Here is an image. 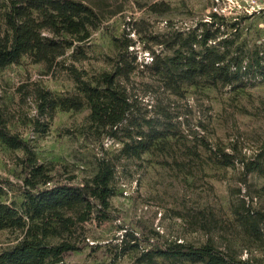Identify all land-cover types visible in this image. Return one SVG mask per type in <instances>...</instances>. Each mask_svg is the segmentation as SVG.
Returning a JSON list of instances; mask_svg holds the SVG:
<instances>
[{
  "label": "rangeland",
  "instance_id": "1",
  "mask_svg": "<svg viewBox=\"0 0 264 264\" xmlns=\"http://www.w3.org/2000/svg\"><path fill=\"white\" fill-rule=\"evenodd\" d=\"M83 1L95 10L96 27L86 41L68 48L59 64L48 68L22 55L18 63L0 70V107L8 126L29 141L39 161L54 165L53 180L73 177L72 182L81 183L96 172L100 157L115 165L108 219L86 222L84 247L65 252L58 264H144L136 259L144 248L172 240L200 244L208 239L241 249L243 257L264 259V221L261 245L231 212L232 202L243 194L253 196V207L264 211V192L259 191L264 177L255 172L243 176L239 162L223 165L202 145L228 151L234 144L237 153L247 157L264 148V79L250 77L236 86L197 81L184 84L183 96H177L158 87L144 66L152 51L172 53L175 46L160 41L171 45L179 31L201 27L213 7L227 16H243L234 45L246 53L264 41V9L248 13L236 7L229 12L235 0ZM134 55L137 66L126 84L139 96V109L149 115L157 103L162 105L171 117L170 129L176 131L164 149L154 147L140 157L121 155L120 140L91 126L86 106L78 111L56 109L50 119L39 115L35 87L56 95L74 91L75 82L62 63L92 73L112 70L115 59ZM37 116L48 121L46 131L35 130L32 119ZM23 155L21 149L0 142V180L10 182L1 197L6 202L22 200L18 188L23 173L17 158ZM14 242V233L0 228V249ZM151 264L171 263L157 257Z\"/></svg>",
  "mask_w": 264,
  "mask_h": 264
},
{
  "label": "trees",
  "instance_id": "2",
  "mask_svg": "<svg viewBox=\"0 0 264 264\" xmlns=\"http://www.w3.org/2000/svg\"><path fill=\"white\" fill-rule=\"evenodd\" d=\"M208 16L209 20L200 21L201 27L185 33L179 31L171 45L167 40L159 42L175 46L171 54L152 51L150 63H144L158 87L169 94L183 96V85L197 81L212 86H236L250 77L264 79V41L254 44L246 53L238 44L234 45L243 16L216 11H210ZM97 19L93 7L83 0H3L0 70L18 63L22 55H28L32 62H44L48 68L59 64L68 48L88 39ZM135 58V55L121 56L114 60L112 70L92 73L72 63H62L75 82L74 91L56 95L46 88L35 87L33 94L39 115L50 119L56 109L78 111L86 106L91 126L120 140L121 155L140 157L151 148L164 149L176 138V131L170 129L171 117L162 105L157 103V109L149 115L146 109H139V96L126 84L137 66ZM32 122L36 131L47 130L48 121H39L37 116ZM0 142L24 153L17 158L23 173L18 188L22 194L19 203L1 199L10 182L0 180V228L14 233L15 240L0 249V264H58L65 252L80 251L87 239L85 223L91 220L101 223L109 217L110 197L115 191L113 161L98 158L96 172L81 183L72 182L73 177L53 180L54 165L37 159L29 141L10 129L1 107ZM202 145L218 155L223 165L239 162L243 176L255 172L264 177V148L247 157L237 153L234 144L228 151L219 145ZM259 191L264 192V184ZM252 200L253 196L245 198L243 194L232 202L231 212L241 227L262 245L260 224L264 211L253 207ZM157 257L171 264L185 260L201 264H264L263 256L243 257L241 249L221 247L212 239L200 244L167 241L140 250L136 259L151 264Z\"/></svg>",
  "mask_w": 264,
  "mask_h": 264
},
{
  "label": "built area",
  "instance_id": "3",
  "mask_svg": "<svg viewBox=\"0 0 264 264\" xmlns=\"http://www.w3.org/2000/svg\"><path fill=\"white\" fill-rule=\"evenodd\" d=\"M236 6L232 7L229 12L235 11L234 9L239 8L245 10V12L252 13V12H258L261 9H264V0H235ZM212 11H217L215 7H213ZM224 14V13H223Z\"/></svg>",
  "mask_w": 264,
  "mask_h": 264
}]
</instances>
